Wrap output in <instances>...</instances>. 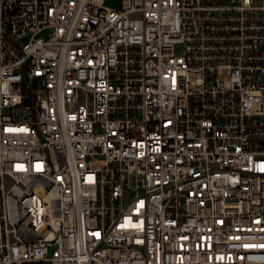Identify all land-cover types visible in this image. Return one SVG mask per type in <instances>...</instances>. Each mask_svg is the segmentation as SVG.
Segmentation results:
<instances>
[{
	"label": "built area",
	"instance_id": "1",
	"mask_svg": "<svg viewBox=\"0 0 264 264\" xmlns=\"http://www.w3.org/2000/svg\"><path fill=\"white\" fill-rule=\"evenodd\" d=\"M0 264H264V0H0Z\"/></svg>",
	"mask_w": 264,
	"mask_h": 264
}]
</instances>
